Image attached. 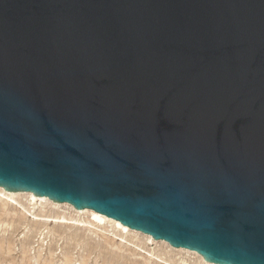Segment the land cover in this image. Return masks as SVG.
Listing matches in <instances>:
<instances>
[{
    "label": "water",
    "instance_id": "obj_1",
    "mask_svg": "<svg viewBox=\"0 0 264 264\" xmlns=\"http://www.w3.org/2000/svg\"><path fill=\"white\" fill-rule=\"evenodd\" d=\"M0 187L264 264V0H0Z\"/></svg>",
    "mask_w": 264,
    "mask_h": 264
},
{
    "label": "rangeland",
    "instance_id": "obj_2",
    "mask_svg": "<svg viewBox=\"0 0 264 264\" xmlns=\"http://www.w3.org/2000/svg\"><path fill=\"white\" fill-rule=\"evenodd\" d=\"M39 198L0 196V264H205L194 251Z\"/></svg>",
    "mask_w": 264,
    "mask_h": 264
},
{
    "label": "bare ground",
    "instance_id": "obj_3",
    "mask_svg": "<svg viewBox=\"0 0 264 264\" xmlns=\"http://www.w3.org/2000/svg\"><path fill=\"white\" fill-rule=\"evenodd\" d=\"M19 193H14V192H7V191H5L3 188H1L0 187V196H2V197H6L7 199H9V200H11V199H13L16 195H18ZM27 195H29V196H31L34 200L35 199H37V196H35L33 193H26ZM40 200L41 199H47V198H45V197H40L39 198ZM12 201V200H11ZM50 201V200H49ZM52 204H54V205H60L59 203H55V202H53V201H50ZM72 206V205H71ZM75 211L77 212V213H84V212H90V214H91V217L94 219V220H96V221H98V222H102L103 220H105V219H109V220H113V222H115L117 225H118V227H121V228H123V229H126L127 230V227H125V226H123L122 224H121V222L120 221H117V220H114V219H112V218H109V217H107V216H105V215H103V214H101V213H98V212H96V211H94V210H91V209H85V210H77V209H75ZM56 217H58V218H65L64 216H60V215H57ZM148 238H150V239H152V237L150 236V235H146ZM183 250H186V249H183ZM198 255V254H197ZM199 256V255H198ZM201 259H203L201 256H199ZM205 264H206V262H205Z\"/></svg>",
    "mask_w": 264,
    "mask_h": 264
}]
</instances>
